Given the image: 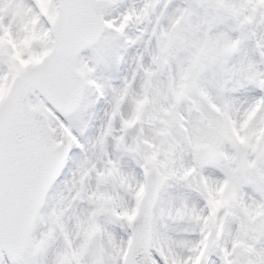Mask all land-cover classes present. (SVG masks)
<instances>
[{
	"label": "snow or ice",
	"instance_id": "snow-or-ice-1",
	"mask_svg": "<svg viewBox=\"0 0 264 264\" xmlns=\"http://www.w3.org/2000/svg\"><path fill=\"white\" fill-rule=\"evenodd\" d=\"M0 264H264V0H0Z\"/></svg>",
	"mask_w": 264,
	"mask_h": 264
}]
</instances>
